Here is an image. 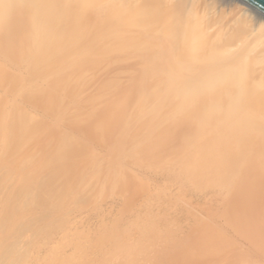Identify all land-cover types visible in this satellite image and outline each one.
Returning a JSON list of instances; mask_svg holds the SVG:
<instances>
[{
	"label": "bare ground",
	"instance_id": "bare-ground-1",
	"mask_svg": "<svg viewBox=\"0 0 264 264\" xmlns=\"http://www.w3.org/2000/svg\"><path fill=\"white\" fill-rule=\"evenodd\" d=\"M217 1L212 0L213 5L204 8L200 0L196 4L194 0H0V232L11 239L6 244L0 243L1 263L24 262L30 241L38 240L36 244L45 248L55 234L61 235V240L53 246L60 252L54 249L55 253L48 256L58 261L64 255L69 261L67 264L89 257L86 253L80 254L85 247H94V256L107 252L109 256L101 255L103 260L114 259L112 255L117 249L121 253L126 251V257L111 260L114 264H217L234 252L239 241L264 255V14L242 0H229V3L239 4L244 13L236 9L229 14L226 9H220ZM235 16H238L236 20ZM78 32L98 43L101 41V50L94 52L89 43L83 42L75 50V43L68 42L66 37ZM120 56L135 57L128 64L133 71L130 77L137 82L136 86L134 81L129 83L133 91L127 86L121 88L113 79L106 80L101 88L107 94L111 92V96L105 103H100L104 92L80 100L94 68ZM73 67L81 69L74 78L66 73ZM42 77L43 81H36ZM139 82L144 85L137 87ZM21 88L24 95H32L34 109L40 107L43 115L49 112L53 116L61 107L58 117L62 124L75 122L85 113L88 115L85 131L99 123L109 133L111 125L121 137L112 148L118 153L125 144H132L130 139L125 140L123 133L129 136L135 124H141V128L137 126L140 131L136 130L140 133L148 122H151L148 129L158 122L155 138L165 145L166 151L168 144L174 146L183 134L184 145L177 143L178 147L182 146L179 153L172 156V163L167 162L170 165L166 164L165 169L173 170L170 181L187 185L189 181L204 179L201 185L206 189H224L227 195L218 203L219 211L212 209L213 214L206 217L187 208V211L180 210L177 204L183 197L167 193L168 177L162 182L156 178L158 183L133 184L130 192L129 182L125 184L123 169L119 166L123 160L120 156L112 161L106 177L109 185L121 186L124 202L117 216L103 222V226L90 232L89 227L86 231L72 230L75 224L68 222L65 213L62 216L50 212L55 197H50V190L38 185L33 207L27 210L33 218L26 221L19 216L22 201L26 199L20 191L22 185L12 189L13 175L18 168L33 173L45 163L63 160V156L70 160L76 155L79 167L83 158L78 149L86 146L87 141L77 138L69 144H60L42 164L32 167L31 161L38 155L36 147L26 149L24 144L15 149L12 138L21 135L29 143L37 136L35 129L47 126L49 120L19 106ZM50 88L64 91L69 100L77 97L78 106L65 113ZM246 88L257 95L243 97L241 92ZM146 92L157 97L151 110L156 117L151 118L148 112L133 116V100H142ZM95 110L98 114L93 116ZM15 114L27 117L24 128L6 130ZM251 114L254 121L249 126L242 125L241 120ZM114 122L123 127L115 126ZM73 125L76 129L82 127ZM194 129L200 140L186 145ZM67 133L61 132L63 136ZM106 135L97 133L90 138L105 148ZM177 165L178 171L174 173ZM32 181L37 184L38 177ZM194 185L197 191L201 190L198 183ZM152 232L158 238L148 244L144 240ZM90 234L94 239L87 242ZM214 244L220 249L209 250ZM64 248L70 252L65 253ZM234 257L235 261L243 259L244 263L250 258L239 254Z\"/></svg>",
	"mask_w": 264,
	"mask_h": 264
},
{
	"label": "rangeland",
	"instance_id": "rangeland-1",
	"mask_svg": "<svg viewBox=\"0 0 264 264\" xmlns=\"http://www.w3.org/2000/svg\"><path fill=\"white\" fill-rule=\"evenodd\" d=\"M200 1L202 3H199V4H201V5L204 4V8H207L208 6L213 5L212 0H200ZM218 1L217 2L221 6L220 9H224V10L226 9V11L229 14H231L233 12V10H236V9L240 11V14L244 13V9H241V6L239 4H238L239 5V7H238V5L234 6L233 4H230L229 0H218ZM197 2H199V0H194L193 4H196ZM239 16H241V15H239ZM237 17L238 16H235L234 20H236ZM258 28H259V26L257 25L256 29L258 30ZM257 30H255V32H257ZM231 38H232L231 40H234L235 35L232 36ZM66 40H68V42L75 43V45H76L75 50H77L79 48V44H81L82 42L83 43H89L90 44L89 47L91 46L92 47L91 49L94 52L97 49H98V51L101 50V49H99L101 46V44H100L101 41H99V43H98V41H94V39L91 40L90 37H86V36L84 37V35H82L81 33L79 34V32H78V34H75L73 36H67ZM134 58H132V57L126 58V56H124V57L120 56V58H113V61L109 62V64H108V62L103 61L108 65H106L103 62H102L103 64L99 63L98 66H96L94 68V70L92 71V77H91L92 79L91 80L89 79V81H88L89 84H87V86L84 88V90L82 92L83 94L80 96V100H82V99L84 100L87 97H90L91 95L104 92L105 96H103L104 98L103 97L101 98V100L102 99L103 100L102 101L100 100L101 101L100 103L101 104L105 103L107 101L106 99H108V96L109 95L111 96V92H110V94H107L106 93L107 91H104L101 88L102 83H104L106 80H112L113 79L115 82H117V85H119V83L121 84L120 85L121 88H126V86H127V87H129V89L131 91H133L132 84H131V86L129 84L130 81L131 82L134 81V79H132L130 77V75L133 74L132 73L133 71H131L132 69L129 68L128 64H129V62L132 63L134 61ZM116 61H119L118 64H116L117 63ZM112 62H114V63H112ZM121 63H124V64H121ZM104 70H105V72H104ZM67 71H66L67 75H69L70 77L73 76V78L75 77V75L79 76V74L81 73V69L78 67H73L70 69V71L69 70H67ZM17 72H19V71H17ZM17 72H16V74H17ZM103 72H104V75L102 74ZM99 74L100 75L102 74V75L100 76ZM60 76H61V73H60V75H57V76L55 75L56 78L60 77ZM43 77L40 79L38 78L36 81L42 80ZM93 81H94V83H92ZM127 82H128V84H127ZM139 83H138L137 87H140V85H144V83H140V84ZM135 84H137V82L134 81V85ZM90 86H92V87H90ZM89 88L90 89L92 88V89L90 90ZM249 88H251L250 85H249ZM249 88H246L241 92L243 97H249V96H253V95L256 96L257 95V92L254 93V91H252ZM50 89L54 93V95L57 97V101H58L57 104L60 103V106H62V108H64L65 113H67L68 110L73 109L74 107L78 106L79 99L77 97H72L74 100L73 99L69 100V99H67V96H65L64 91H57L56 88H50ZM84 91H86V92H84ZM21 92H22V94H20ZM19 94L21 95V99H18L19 106L33 110L31 112L36 117H40V116L42 117L43 116L44 118H47L46 120H49L47 126L45 125L46 127L44 126L40 129H35V131H36L35 134H37V136L32 141H29V143L20 134H19L20 136L15 135L12 138V145L14 146L15 149L19 148L21 145H24V144H27L26 149L36 147V149L38 150V155L36 156V158H34L31 161L32 167L39 165V163L42 164L41 162L46 160V158H48L52 153H54V151L57 149L58 146H60V144H69L73 140H76L77 138L82 139V140L85 139L84 142L87 141L86 146L82 145L80 147V149H78V152L80 151V155H82L81 159L83 158V160L80 159L81 163L79 164V167H77L79 158H78V155H76V156L70 158V160L65 159V157L63 156V158H64L63 160H59V161L55 160L53 163H50V164L45 163L44 165L39 167L40 169H38L37 172H33V173L25 172V169H22L23 170L22 171V170H20V168H18L19 171L17 170L15 172V175H13L14 179L12 180V186H13L12 189H14L15 186L19 187L22 185V188H20V191H22V194L26 199L23 200L24 202L22 201V207L20 208V211L21 210L22 211H21V213H19L21 215H19V214L18 215L21 216L22 218H24L26 221L27 220L30 221V219L33 218L32 217L33 215H31L27 210H29L33 207V203H34L33 198H34V195L36 193V187L38 185V186H41L42 188L50 190V192L48 193V195H50V197H52V198L55 197L52 200L53 205L50 207V209H51L50 212H52L53 214H56V215L57 214L62 215L65 213L68 222H72L75 224V225L73 224L74 227H72V230H78V228H80V229L82 228L81 231H86L87 227H89L88 231L90 232V231L95 230V228L100 227V225L103 226V222L105 224L106 221H108V219H112L115 216H117V212H118L119 208L123 205V202H124L123 190H121V186L118 183L115 184V186H114V184L109 185V183L107 181V177H106L107 176L106 171H108V168L112 164V161L114 159L119 158L120 156H121V160L122 159L123 160L121 161L119 166H121V168L123 169V177H124L125 184H126V182H129L128 183V189L130 190V192L132 191L133 184L137 185L141 181L142 182L146 181L147 183L153 184V182H155L156 178L161 179L160 182H162V179H166L165 177H168L167 179H169L170 183L167 182V183H169L166 186L167 193H169L173 197H176L177 194L183 197V199H182L183 203L182 202L180 203V201L178 204H177V202L174 203V204L178 205L177 208H179L180 210L184 209L185 211H187L186 208L192 212L197 211L199 214H201L200 216L205 215L206 217H208L207 215L213 214V212L211 211L212 209L214 212L219 211L218 209H220V208L218 206V203H221L222 198L227 195V192L224 189H220L217 187H214V188L210 187V188L206 189L204 186L201 185L204 179L203 180L200 179L198 181H195V183L194 182L192 183L191 181H189V182H187V185L186 184L180 185L178 183L176 184V183H173V181H170V180H172V178L170 176L172 175L171 173H173V170H167L165 168L167 167V165H170V163H172V161H173L172 156L175 155L176 153H179V150L184 145L185 139L183 138V134H180L179 138H182V139H180V140L178 139L175 142L174 146H169V144H168L167 147H169V149L166 151L165 145L160 143V142H157V140H156L157 137L155 138V136H157V134H155V132L158 131V129H157L158 128V124H157L158 122L155 123L154 125H152L151 128H149V129H148V126H149V123L151 124V122H148V126L141 129L140 133H137V132L140 131L139 128H141V127L139 125H141V124H137V125L135 124L136 128H135V130L133 129V130L129 131V136L126 135V132L123 133L124 134L123 136H125V140L130 139L132 144L129 143V144H127V146L125 144L121 153L120 152L118 153L116 150H112V148H113V145L116 144V141L118 140V138H121V137L117 134V132H115V130H112L111 125H109V128L111 130L109 133L106 132V130H107L106 126L99 124V123L98 124L100 126L96 123L94 126L87 129L89 132L87 130L85 131L86 125H84V121L86 120V118L88 116L85 113H83L84 115L81 114L80 116H78L79 119L75 122H70L67 125L62 124V122H60L61 119L59 118L61 115V107L60 106H59L60 107L59 111L55 115L51 116L49 114V112H48V114L46 112H44L45 114L43 115V113H42L43 109H41L40 107L35 108L36 110L34 109V102L33 101H35V100H33V97H31L32 96L31 94L30 95H27V94L24 95L22 88L19 89L18 95ZM86 95H88V96H86ZM106 96H107V98H106ZM133 96H135V95H132V97ZM141 99L142 100H140V98H139V100L136 102H135V100H133L132 105H133V109H134L133 112H135V114L133 113L132 115L133 116L136 115V117L137 116L139 117L142 113L147 114V112H148V115L151 118L156 117V116H154L155 113L151 112V110L154 107V104L157 102L156 95L151 94L150 92H146L143 94ZM19 101H21L23 104ZM61 102H62V104H61ZM52 104H54V102H52ZM92 114H93V116H95L96 114H98V110L93 111ZM16 115H18V114H15V116ZM253 118H254V114H251L250 116L246 115V117L241 120L242 125H244V126L248 125L249 126L254 121ZM26 119H27V117L25 115L16 116V118L14 119L13 122L8 123L6 125V130H10L12 128L17 129V130L23 129L25 124H26ZM50 121H52L51 124H50ZM53 122H54V124H53ZM82 122H83V124H82ZM118 122L122 123V120H119ZM56 123H58V124H56ZM74 123L79 124L78 127H81V126L82 127L79 129H76V127L73 125ZM123 123H124V127L126 128V120L125 119L123 120ZM146 123L147 122H145V124ZM61 124L64 127L66 125V127L65 128L62 127ZM114 125L119 126V127H123L122 124H121L122 125L121 126V125H119V123L116 124L115 122H114ZM59 126H60V128H59ZM137 126L139 128H137ZM56 127H57V132H56ZM103 127H105V128H103ZM94 129H96V131ZM63 130L68 132L66 136H63L64 133L61 134V132ZM71 130L74 132H72ZM136 130H137V132H136ZM72 133H74V134H72ZM97 133L108 134V136L106 135V139H105V142L108 144L105 148H103L101 146L100 142L96 143L94 140H92L90 138L91 135H94ZM133 133H134L135 137H133ZM131 138L133 140H131ZM41 140H42V142H41ZM198 140H200V135H199V133H197V130L194 129L192 131L190 140L186 141L185 144L187 145V142H189L193 145L196 142H198ZM177 143H181L182 146L178 147ZM156 149H158L159 151L157 153H154ZM183 150H186V148ZM78 152H76V153H78ZM127 153H128V155H127ZM129 155H130V157H129ZM169 158H172V159H169ZM169 161H171V162L167 163ZM69 164L71 165V167ZM126 165H127V167H126ZM178 168H179L178 165H177V167L175 166L174 173H176V171H178ZM63 170L65 172H63ZM164 170H165V172H164ZM124 173H125V176H124ZM160 173H161V175H159ZM55 176H56V178H55ZM34 177H38V183L37 184L32 181V179H34ZM94 179L97 180L96 183L94 182L95 181ZM93 182H94V184H92ZM113 182H114L113 180H110V183H113ZM88 183L90 184L89 189L87 188ZM155 183H158V182H155ZM197 183H198L197 186H200L199 187V189H201V190H199L200 192L196 190L197 187L194 185ZM191 185L193 188L191 187ZM114 187H115V189H114ZM103 192H105V193H103ZM125 192H126V190H125ZM5 193H7V191ZM111 194H113V195H111ZM181 205L184 207H182ZM222 206H223V204H222ZM227 206H228V208H231L230 207L231 205L227 204ZM220 207H221V205H220ZM174 208H175V206H174ZM209 211H210V213H209ZM164 215H163V217H164ZM163 217H162V219L167 217V215H165L164 218ZM186 217H188V216H186ZM167 218L170 219V217H167ZM183 218H184V216H183ZM186 220H188V219L186 218ZM218 222L221 223L222 221L219 220ZM82 223H84V224H82ZM94 223H95V225H93ZM90 225H91V227H90ZM92 227H93V229H92ZM115 231H117V230H115ZM0 233H1L0 238L2 236V238L0 239L1 244L2 243L6 244L11 240L9 237H6V235L4 237V234L2 233V231ZM26 233L28 234V232H26ZM30 233H32V232H30ZM54 236H55V238L51 239V241H52L51 244H49L45 248L39 247V245L36 244V241H38V240H36L35 242L30 241V245H29L30 248L27 251L28 253L27 252L25 253V256H27V257L25 258L24 262H22L20 264H52V262H53V264H61V263L67 264V262H69V261H66L67 257H64V255L61 256V258L58 259V261L53 260L48 256L49 253H55L54 249H56V252H60L59 248L57 249V247H53V246L57 245L58 243H56V242H59L61 240V238H60L61 235L55 234ZM157 238H158V235L152 232L149 234V236L148 235L146 236L144 241H146L147 243L148 242L154 243ZM54 239H55V243H54ZM93 239H94V237L92 234L87 235V239H86L87 242H91ZM209 247H210L209 250L220 249L219 245H215V244L213 246H209ZM249 247L250 246H248L247 243H245L244 241H239L238 246L236 245L234 248V252L229 253L230 254V255L228 254L229 256L228 255L224 256V258L226 257V260L223 258L225 261L222 259L217 264H246V263L247 264H264V255H262V253L258 250H255L253 252L252 250H250ZM94 249H95L94 247H92V248L85 247V248L81 249L80 254L84 255L86 253V255H89V257H83L82 260L80 262H77L76 264H90V263L91 264H102L106 260V258H104V260H103L101 255L103 257H106L104 255H107L108 253L106 252L105 254H101V255L96 254V256H94V254H95L93 252ZM117 250L118 251L115 250V252H114L115 254L113 253V255H112V258H114V259H111V260H113V261H116V260L118 261V259H120L119 258L120 256L126 257L125 256L126 251L121 253V250L120 251H119V249H117ZM63 251L65 253H69L70 249L64 248ZM118 252H119V254H118ZM234 254L235 255H237V254L249 255L250 258L247 259V262H245V263L242 262L243 259H242V261H237V260L235 261V259H233V258H235ZM46 255L48 257H46ZM107 256H109V254ZM101 259H102V261H101ZM63 260L66 262H62ZM111 260L107 259L106 261H108V262H106V263L110 262V264H112V263L114 264L115 262H112ZM225 262H227V263H225ZM9 263L11 264V262H9V261H5L2 263L0 262V264H9ZM106 263L104 262V264H106Z\"/></svg>",
	"mask_w": 264,
	"mask_h": 264
},
{
	"label": "water",
	"instance_id": "water-1",
	"mask_svg": "<svg viewBox=\"0 0 264 264\" xmlns=\"http://www.w3.org/2000/svg\"><path fill=\"white\" fill-rule=\"evenodd\" d=\"M264 14V0H242Z\"/></svg>",
	"mask_w": 264,
	"mask_h": 264
}]
</instances>
